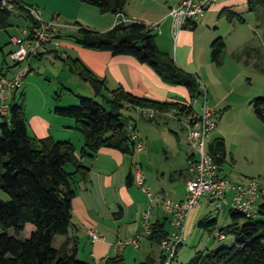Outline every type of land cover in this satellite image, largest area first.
I'll return each instance as SVG.
<instances>
[{
	"label": "crops",
	"instance_id": "1",
	"mask_svg": "<svg viewBox=\"0 0 264 264\" xmlns=\"http://www.w3.org/2000/svg\"><path fill=\"white\" fill-rule=\"evenodd\" d=\"M18 1L39 10L43 21L55 19L59 24L57 38L59 46L56 48L51 44L47 45L46 52L36 57L37 59L54 54V56H65L70 63L73 60H78L95 78L105 82L107 90L102 94L108 92L107 97H109L110 91L122 88L140 98L174 103L179 107L184 105L197 114L201 112L203 105L215 109L217 119L221 118V121L218 125L215 124V130L209 133L205 143L208 151L215 139H222L224 142L225 161L220 167L218 175L241 186L247 185L250 180H256L264 185V169L263 171L250 170V164H253L250 157L252 147L237 146L233 143V137L231 138L229 132L227 133L226 129H223L224 117L236 109L229 102L231 95L234 94L233 90L235 91L236 88L235 78L231 77L228 81L219 80L223 52L219 64L210 60L211 43L217 37H221L216 35L211 26L218 22L219 15L224 10H228L240 18L237 13L238 9H245L247 0H217L205 12L203 18L191 23L189 27L176 31H173L172 20L168 13L169 9L178 4L179 0H129L124 13L121 14L130 23L136 22L150 27L157 48L172 57L177 67L197 78L200 97L205 95L204 102H201L199 106L196 104L197 97L192 99L187 89L164 83L150 67L139 63L135 58L114 56L106 51L84 49L76 45L74 41L63 38L65 37L63 34L74 35L81 27L97 33L109 31L115 26L116 15L103 13L97 7L77 0ZM13 15L21 16L27 20V25L23 28L29 26L30 22L23 13ZM239 18L237 20L241 19ZM9 25H11L10 19ZM10 37L12 36L9 35ZM221 38L223 39V37ZM1 63L4 76L11 78L16 75L8 74L10 67L4 60ZM7 67L9 68L7 69ZM26 70L27 73L30 71V65ZM213 85L227 87L229 92L221 98H214L210 91ZM237 87L240 88L238 83ZM23 92L25 95V90ZM249 96V93L245 92L244 103L257 97H264V94L254 95L255 97ZM13 97H16L15 92L8 94V103L12 101ZM41 100L42 103L38 108L25 105V119L29 135L37 139L51 138L70 141L75 148V155L79 159L83 138L74 129L75 122L71 118L56 115L54 113V108L57 107L56 103L53 102V107H51V105L47 106L45 97L42 96ZM246 108V113H248L250 106H246ZM125 109L131 110L126 107ZM157 115L160 114H156L153 120ZM254 117L256 121H259L255 115ZM253 124L258 126L257 122H253ZM245 126L248 128L247 124H244ZM133 127L136 130V122L132 124L129 118L128 128L132 131ZM153 129L140 130L138 133L134 130L143 146L139 152L134 150L132 154H123L113 149H102L91 160L80 159L81 164L88 169V174L85 179H81L79 175L74 176L75 195L71 201L73 228L67 235L60 236L57 248L67 238H72L77 240V258L89 264H103L106 258L114 256H121L125 264L127 262L140 264L148 258L152 259L155 264L160 263L162 252L159 243L143 236L144 215L148 213L149 227L159 225L166 235L174 233L175 230L171 226L170 216L163 204L150 199L146 190L152 196L161 194L174 202L182 201L185 197V182L190 175L187 160L194 152L187 144L183 127L169 129L170 136L165 137L163 133V137L160 139L151 135L150 131H155ZM226 166H229L227 171L224 169ZM69 171H72V168H69ZM129 172L132 173L133 178L136 172L141 174L142 187H138L134 181L129 186L126 184V176ZM259 172L262 175L259 176ZM233 194V191L226 194L224 206L228 201H231ZM263 201L264 193L256 199L255 208L258 209ZM206 203L208 204L207 201ZM191 210L184 224L185 232L186 226L190 225L196 217L197 210H192L193 212ZM229 224L230 221L226 222L224 226ZM26 228L28 232L32 230L30 226ZM218 228L220 226L216 228V231ZM90 233L99 235L100 239L92 241ZM135 236H140L137 248L133 246L117 247V243ZM232 244L233 238L224 246Z\"/></svg>",
	"mask_w": 264,
	"mask_h": 264
},
{
	"label": "trees",
	"instance_id": "2",
	"mask_svg": "<svg viewBox=\"0 0 264 264\" xmlns=\"http://www.w3.org/2000/svg\"><path fill=\"white\" fill-rule=\"evenodd\" d=\"M15 1L19 5L18 13H23L30 22L26 28L33 29L35 24L28 11L18 0ZM77 1L97 7L103 13L118 15L124 13L129 0ZM247 6L252 11L264 6V0H247ZM12 15L0 8V29L10 26ZM224 15L228 21L239 18L228 10L222 11L219 17ZM72 39L84 49L131 56L150 67L164 83L186 87L192 99L200 95L197 78L177 67L172 57L157 48L152 29L144 24H116L104 33L81 27ZM224 48L221 37L211 43L210 60L213 63L219 64ZM18 64L14 62V66ZM3 70L0 63V73L4 76ZM69 70L90 85L94 98H101L99 102L78 96V104L54 108L56 115L75 120L74 129L83 138L79 159L70 141L37 139L29 135L23 91L17 100L13 97L9 102L7 118L0 117V190L7 197L6 200L0 198V264H89L77 258L76 239L67 238L59 248L52 245L55 236L67 235L73 228L71 201L75 195L74 176L85 179L88 174L80 159L91 160L102 149H113L123 154L134 152V143L127 132L129 118L120 113L125 105L131 110L135 107L152 108L157 113L172 108L180 111L188 108L140 98L122 88L110 91L107 97L102 94L107 90L105 82L95 78L78 60L69 64ZM249 104L257 119L264 123V97L254 98ZM208 152L219 170L225 161L223 140L215 139ZM133 181L129 172L126 184L129 186ZM256 214L258 219L229 211L230 224L218 228L216 233L232 237L233 244L197 252L187 264H264V201ZM27 226L32 230L27 233L28 237L22 238ZM198 226L214 231L216 219L203 218ZM9 230L13 231L12 235L8 234ZM165 236L161 226L152 225L147 237L159 243ZM104 263L125 264L121 256L106 258ZM140 264L155 262L148 258Z\"/></svg>",
	"mask_w": 264,
	"mask_h": 264
},
{
	"label": "rangeland",
	"instance_id": "3",
	"mask_svg": "<svg viewBox=\"0 0 264 264\" xmlns=\"http://www.w3.org/2000/svg\"><path fill=\"white\" fill-rule=\"evenodd\" d=\"M237 13L242 20L235 19L230 22L224 15L220 16L218 22L211 26V29L216 32V35L223 37L225 42V49L221 59L222 63L219 68L221 72L219 80L225 79L228 81L232 77L235 78L236 84L235 91L233 90L234 94L231 95L229 101L230 105L234 106L236 109H233L234 111H230V113H227L224 117L223 129H226L227 133L229 132L231 138L233 137V143L237 146L252 147L250 157L253 164H250V170L263 171L264 123L256 121L252 107L249 104L250 100L247 103H244L243 96H245V92L246 94L247 92L249 93V97H255L262 93L264 94V6H259L254 10L249 11L246 2L245 9L239 8ZM10 24L11 25L6 30L0 29V63L2 60L6 62L10 67L8 72L10 75H15L23 69L28 68V65H30V71L21 80L23 86L17 92L16 100L18 99L21 90H25V105L27 104L29 107L36 106L37 108L40 107V104L42 103V96L45 97L47 106L51 105V107H53L52 105L54 103H56L57 107L76 105L79 102L78 96L94 98L89 85L76 73L69 70L70 62L65 56L60 57L55 55L57 56L55 57L53 54L46 55L41 59L29 57L26 61L14 66V62L9 56V53L14 50V45L11 44L9 35L20 36V30L27 25V20L21 16L17 17L16 15H12L10 18ZM63 35L65 36L63 38L73 41V34ZM237 83L240 85V88L237 87ZM184 88L187 89L186 87ZM210 91L214 98H221L229 92V88L213 85ZM107 95L108 92H105L104 96ZM204 97L205 95L203 97H200V95L197 96V106H199L201 102H204ZM96 101L100 102L101 98H97ZM246 106H250L248 113H246ZM219 109L221 110L222 107L220 106ZM213 110L216 111L215 109ZM120 113L125 118H130L132 124L136 122V133L140 130L146 131L147 129H153L154 127L153 130L155 131H150L151 135L159 139L163 137V133L165 134V137L170 136L171 133L169 129L174 130L175 128L183 127L181 124L183 118L182 111L179 113L180 121L162 115V113H159L160 115H157L155 120L147 121L138 116L134 111L125 108L121 109ZM214 118L215 123H217L216 125H218L221 118L217 119V111L215 112ZM73 121L75 122L74 119ZM253 122H257L258 126H255ZM244 124H247L248 128L246 126L244 127ZM231 126L233 127L231 128ZM213 130H215V128ZM127 132L129 134L132 133L128 127ZM224 169L227 171L229 166H226ZM260 175L262 174L259 172V176ZM0 198L3 200L7 199L5 193L1 190ZM206 201L208 202V200L202 198L193 207V211L197 210L196 217L190 225L188 224V226H186L184 243L178 249L171 264H187L197 252H205L222 247L232 240V237H227L225 240H219L218 238H215L216 229L209 232L198 226L199 220L204 217L216 218L217 227H223L226 222H231L229 215L230 201L224 206V213L222 211L218 213L217 216L213 210L212 203L208 202L207 204ZM258 218L259 216L256 214L254 219ZM27 233L28 230L25 229L21 234V237H28ZM8 234L12 235L13 231L9 230ZM59 241L60 236H55L52 244L54 248L58 247ZM127 264L132 263L127 262Z\"/></svg>",
	"mask_w": 264,
	"mask_h": 264
},
{
	"label": "built area",
	"instance_id": "4",
	"mask_svg": "<svg viewBox=\"0 0 264 264\" xmlns=\"http://www.w3.org/2000/svg\"><path fill=\"white\" fill-rule=\"evenodd\" d=\"M216 1L179 0L178 4L169 9L168 13L172 20L173 31L189 27L191 23L203 18L205 12ZM22 6L33 19L35 27L33 29L22 28L20 36H12L10 38L11 44L14 45V50L10 53V59L16 63H22L29 57L45 53L47 45L51 44L56 48L59 46L57 41L58 22L55 19L43 21L39 10L23 4ZM0 8L11 14L19 12V5L15 0H0ZM116 17L115 25L130 23L121 14L116 15ZM26 73L27 70L24 69L11 78H7L0 73V117L7 118L9 110L7 96L9 93H17L21 89V80ZM125 106L130 107L128 105ZM134 111L144 120H153L157 114L152 108L135 107ZM161 113L180 121L179 108H172ZM182 113L181 124L185 130L186 141L194 152L187 160L190 175L185 182V197L182 201L174 202L161 194L152 196L146 190L150 199L157 200L163 204L170 216L171 226L175 230L174 233L166 235L159 242L162 252L159 264H171L175 258L178 249L184 243V224L188 213L200 199L205 198L209 203H212L214 212L218 214L223 211L226 194L229 191H233L234 194L229 205L230 211L240 213L246 218H252L256 214L255 201L260 194L264 193V185L256 180H250L247 185L241 186L233 184L225 177L218 175V167L207 151L205 143L209 132L215 128L216 124L215 111L213 109L203 105L199 114L192 112L188 108L184 109ZM131 129L130 140L134 143V150L139 152L143 149V146L134 133V129ZM134 182L138 187L143 186V179L139 172H136ZM143 228V236L147 237L150 233L148 213L144 215ZM90 237L94 242L100 239V236L95 233H90ZM139 238L140 236L128 238L123 242L117 243V247L133 246L137 248ZM215 238L223 240L225 237L216 233Z\"/></svg>",
	"mask_w": 264,
	"mask_h": 264
}]
</instances>
